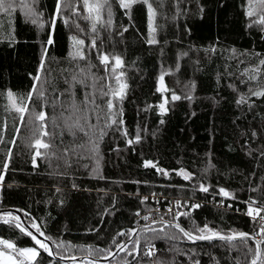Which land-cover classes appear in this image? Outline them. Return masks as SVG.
I'll use <instances>...</instances> for the list:
<instances>
[{
	"label": "trees",
	"instance_id": "16d2710c",
	"mask_svg": "<svg viewBox=\"0 0 264 264\" xmlns=\"http://www.w3.org/2000/svg\"><path fill=\"white\" fill-rule=\"evenodd\" d=\"M58 2L37 0L33 6L39 14L36 23L19 6L10 13L0 11V168L9 150L12 153L0 182V210H17L35 231L32 224L37 225L44 238H51L47 240L56 259L21 231L27 228L17 214L0 215V240L12 242L17 257L21 249L38 248L39 256L31 264H67L73 257H111L107 250H117L114 238L124 244L132 237L117 236L118 232L136 230L161 216L186 231L207 226L225 236L239 232L251 236L256 222L240 213L248 211L250 204L264 206V96L252 95L264 90V65L260 63L264 60V26L252 23L264 9L257 1V5L252 3L257 14L249 17V0H149L156 9L157 43L153 44L149 43L152 33L143 3L133 5L128 15L118 0H112L111 23L105 10L103 25L97 22L93 32V21L85 19L89 12L83 0H70L72 7L62 8L59 17ZM73 37L83 39L84 45H77ZM49 38L51 45L47 44ZM80 47L86 59H73ZM102 55L109 56L107 68L101 63ZM115 56L121 57L123 67L113 74ZM121 71V83L127 84L123 100L100 96L101 87L104 91L119 87L115 75ZM37 75L45 81L44 97L33 93L27 102L29 112L21 121L7 93L27 96ZM252 76L256 79H250ZM162 87L166 90L160 91ZM173 93L180 99L172 100ZM93 95L95 103L91 102ZM165 98L168 102L162 113L159 105ZM109 99L115 109L107 108ZM118 109L123 123L105 127V114ZM33 111L47 114L43 123L48 137L35 131L41 122L32 121ZM85 115L87 124L84 119L80 123L86 131L88 124L97 126L94 140L100 128L106 133L99 139L98 171L94 170L95 158H87L94 157L93 153L77 149L83 153L78 156L65 151L87 139L79 131L73 137L65 120ZM37 137L51 140L52 147L41 149L49 157H37L38 166H34L35 149L28 145ZM146 161L157 167H145ZM182 173L191 178L184 179ZM221 188L232 195L224 197ZM160 195L205 204L188 208L187 215L174 219L153 213L158 200L164 202ZM210 196L223 199L232 209L211 207L206 203ZM146 215L149 220L142 219ZM152 228L163 232L141 229L134 239L139 240V255L120 251L107 264H156L158 259L171 264H251L254 256V252L245 254L240 241L198 243L173 226ZM164 233L177 239H168ZM149 238L156 249L151 257L144 255ZM61 242L63 247H57ZM256 246L254 238L248 239V248ZM132 247L133 243L127 248Z\"/></svg>",
	"mask_w": 264,
	"mask_h": 264
},
{
	"label": "snow or ice",
	"instance_id": "6c2138e0",
	"mask_svg": "<svg viewBox=\"0 0 264 264\" xmlns=\"http://www.w3.org/2000/svg\"><path fill=\"white\" fill-rule=\"evenodd\" d=\"M36 2H37V0H0V11L10 13L11 11H14L17 6H19L23 10H25V15L31 16L32 22L36 23L37 19L39 18V14L35 11V9L33 7ZM118 3L120 5V7L127 10L126 14H128V15H131V9H132L133 5H135L137 3H143V4L147 5L149 21H150V32L152 33V38L149 40V43H153V44L157 43V40L155 39V33L157 31V28L155 26L156 9L153 7V4L151 2H149V0H118ZM257 3L259 4V6L262 9H264V0H257ZM83 6L89 12V16L85 17V19H91L93 21V24H92V31L93 32L97 31V27H96L97 22H99V23H101V25H103V23H104L103 12L105 10H107V14L109 17L107 22L109 24L111 23L112 0H83ZM71 7H72V4H71L70 0H59V2L56 5V15L58 17L61 16L62 8H71ZM247 14L249 17H253L257 14L256 11L252 7V0H249V11ZM64 22L67 23V20H65ZM252 23L258 24L260 26H264V13H262L259 16L258 20H253ZM262 30H264V29H262ZM73 40L75 41V43L77 45H80V46H83L85 43V41L83 39H78L76 37H73ZM52 43H53V40L51 38H49L47 40V44L51 45ZM92 46L95 47V39L92 41ZM72 58L73 59H77V58L78 59H86L83 48L82 47L77 48L73 52ZM114 60H115V66L111 68V72L113 74H115L117 72V69H120L123 67V60L121 59V57L115 56ZM101 63H103L105 65V67L107 68L109 66V56L102 55L101 56ZM260 63L262 65H264V60H261ZM40 70H41V72L44 71V64L43 63L40 66ZM81 71H83V69H81ZM123 76H124V73L122 71L119 72V75H115V79L117 81V84L119 85L118 88H109V91H104L103 87H101L100 89H98L99 95L102 97L111 95L112 97L118 98L120 101H122L124 96L126 95L125 89L127 88L126 83H121V78ZM73 79H75V77H73ZM96 79L103 80L104 77H98ZM163 79H164L163 76H161V83L162 84H163ZM250 79H256V77L252 76V77H250ZM34 80L36 83L34 84L32 90L28 93L27 96L21 95V96L17 97L16 94H14L11 91H9L7 93L11 107L13 109H15V111L19 115L21 121H23V119H24V114L29 112V109L27 107V102L32 99L33 93H36L37 96L40 98L44 97L43 83L45 81L42 80V77L40 75L35 76ZM94 87H95V85H94ZM165 90L166 89L163 87L160 89V91H165ZM0 94H2V93H0ZM252 95L264 96V90L252 92ZM171 99L172 100H179L180 96L173 93ZM241 99H243V98H241ZM91 102L95 103V95H93V99ZM167 102H168V99L165 98L164 102L159 105L162 113L164 111H166L165 104ZM73 107H75V106H73ZM116 107L117 106L113 103V101L111 99H109L107 101V108L108 109L111 110V109H115ZM96 108L99 109L100 105H96ZM76 111H80V109L77 108ZM121 115H122V110H120V109L106 113L105 117H104L106 120L105 127H111L112 125L122 124L123 121L118 119V117H120ZM31 116H32L33 122H37V121L41 122L40 128L36 129L35 131H42V136L48 137L49 132L44 130V129H46V125L43 123L47 118V114L44 111H39V112L33 111L31 113ZM96 118H97V122L99 123V121L102 119L99 112L97 113ZM81 119H84L85 123L87 124V119H88L87 115H85L83 117L77 116L74 121L72 119V116H69L65 120V128H66V130H68L70 132V134L73 137H75L76 132L79 131V132H82L84 134V137H87V139L84 140V142H82V143L76 144L75 147L72 149H65V151L67 152L70 150L73 152L74 155H78V156H82L83 153H78L76 151L77 149H84L85 152L93 153L94 157L89 156L87 158H89V159L95 158L96 165H95L94 170L98 171L100 168V160H101V157L99 154V139H102V137L106 133L104 131V128H100L99 129V137L94 140L93 135L95 134V130H96L97 126L88 124L87 127H88L89 131H86L85 130V124L80 123ZM108 119H110V121H111L110 124L107 123ZM69 121H72V122L69 123ZM161 123H163V121H161ZM62 134L63 133H61V135ZM126 134L127 133H125V135ZM139 139H140V137H139V135H137L136 141L138 142ZM0 142H2V140H0ZM128 143H133V141L129 140ZM89 145H91L90 148H89ZM28 146L30 148L35 149V153L32 156V163L34 166H38V165H36L37 157H41V158H48L49 157L48 151L42 152L41 149L48 150L52 147V144H51V140L45 141L42 137H37V138H35L34 142L30 143ZM51 155L55 156L56 154L51 153ZM11 158H12V153H11V150H9V152L6 155L5 161L3 162V167L0 168V182L4 181V178H5L4 174L8 170L9 163L11 162ZM56 158L57 159H63V157H56ZM65 164L68 165L67 160H65ZM145 167L156 168L157 166L152 161H146ZM157 171L163 172L164 170L157 168ZM182 174L184 176V179H190L191 178L190 174H188V173H182ZM0 186H2V183H0ZM202 191L207 192L208 188L202 187ZM219 191H220V194L223 195L224 197H229L232 195L230 192L226 191L223 188H221ZM145 199H147V198H145ZM253 203H255V202H253ZM194 207L199 208L200 205L196 204V205H194ZM168 211L171 212L172 210L168 209ZM261 212H264V206L252 207L251 204L249 205L247 215L250 217H253V219H256L257 217H259L260 229H259V232L257 233V235L264 234V215H261ZM8 215L11 216L12 214L9 213ZM25 215H28V213H25ZM137 215H139V213H137ZM180 215H187V214L186 213L176 214L174 216V219H178V216H180ZM14 219L18 220L19 217H14ZM142 219L149 220L150 216H148V215L143 216ZM5 222L7 223V221H5ZM153 223H162V224H165V226H173V227L179 229V231L183 234L184 237L188 238L189 240H191L193 242H195L196 240H209V241H211L214 239H220V240H224V241H235V240L239 239L240 243L243 244L244 248L247 250L245 253L246 255H247V253L254 252V256H253V259L251 260V264H258V261L260 262V264H264V261L260 260L261 255L264 254V249H261L260 245H261V243H264V241H257L256 242L257 246L255 249L248 248L247 247V241H248V239L252 238V237H250L249 233L239 232V233H233L231 236H225V235H222L221 233H219L218 231H214L213 229L205 226L203 228H196L194 231L199 232V235H195L194 231H186L183 227H181V225L179 223L172 224L171 221H164L162 216H161L159 221L153 220ZM15 226L18 228L21 227L19 224H16ZM32 227L36 228V232L40 236H44V232L41 231V229L37 225H35L33 223ZM142 230L147 231V232H152V233H155L157 231L163 232L162 228L157 230L155 228H152L151 225L143 226ZM21 231L25 232L29 237H31L35 241V244L39 245V247L41 249H43L45 252H47L49 256H51L53 254L49 245L44 243L42 240L38 239L37 236L34 235L32 232L27 231V229H25V228H21ZM135 234H136V230L129 229L127 233L124 231L118 232L117 236H125V235L134 236ZM164 237H167L168 239H177L176 236H168L167 233H164ZM152 238H159V237H152ZM152 238H149V240L147 242V249H146V251H144V255H147L149 257L156 255L155 245H153L151 243ZM45 239H51V238L45 237ZM53 243H55V241H53ZM112 243L116 245L118 250L127 252V254L129 256H132L134 254L135 255L140 254L141 250L139 248V240L133 241V247L130 251L128 250V248L126 247L125 244H123V243L118 244L115 238L113 239ZM0 244H3L6 248L15 250V245L10 243L7 240H0ZM57 247H63V242L58 244ZM107 251L111 255H115V253H113L111 251V249H108ZM19 255L21 257H27L28 259L35 260V258L37 256H39V252L37 251V249L35 247L25 248V249L19 250ZM73 259H74V257H73ZM0 262H2V264H24L23 260H17L13 256L8 255L3 251H0ZM126 264H131V262L126 261ZM156 264H171V262H165L163 260L158 259L156 261ZM197 264H198V262H197Z\"/></svg>",
	"mask_w": 264,
	"mask_h": 264
},
{
	"label": "built area",
	"instance_id": "2783aa9c",
	"mask_svg": "<svg viewBox=\"0 0 264 264\" xmlns=\"http://www.w3.org/2000/svg\"><path fill=\"white\" fill-rule=\"evenodd\" d=\"M147 198V196L145 197ZM152 198H156L155 196H152ZM160 199H163L164 202L160 203L161 200H158V205L157 208L153 211V213L156 214H163L164 216H175L176 214L179 213H185V211L188 208H193L194 205L199 204L200 206L205 204L204 201L202 200H194L191 198L187 197H166V196H159ZM208 205L215 209H220V210H230L232 209L230 205H226V202L223 199H218L215 196H210L208 200L206 201ZM168 209H171L172 211L169 212ZM247 210H242L241 215H247ZM261 215L262 214L261 212ZM253 221L256 222V226L254 230L251 233V237H253L256 241H264V234L257 235L260 229V222H259V217L256 219H253ZM67 264H99V263H89V262H82L79 260H73L68 262Z\"/></svg>",
	"mask_w": 264,
	"mask_h": 264
},
{
	"label": "water",
	"instance_id": "95a60500",
	"mask_svg": "<svg viewBox=\"0 0 264 264\" xmlns=\"http://www.w3.org/2000/svg\"><path fill=\"white\" fill-rule=\"evenodd\" d=\"M3 213H13V214H17L19 217H20V220H21V222L23 223V225L30 231V232H32L34 235H36L37 236V238L38 239H40V240H42L44 243H46V244H48L49 245V247H50V249H51V251H52V255H51V257L53 258V259H56V255H55V252H54V250H53V246H52V244H51V242L50 241H48L47 239H45L43 236H40L33 228H31L27 223H26V221H25V218L23 217V215L21 214V213H19L17 210H14V209H1L0 210V215L1 214H3ZM159 224H162V223H150V224H147V225H151V227L152 226H154V225H159ZM143 226H145V225H142V226H140V227H138L137 229H136V234L134 235V236H132L127 242H125L124 244L126 245V247H128V246H130L132 243H133V241H134V239H135V237H136V235L138 234V232L141 230V229H143ZM251 237V236H250ZM250 239H253V238H250ZM214 240H218V241H224V240H220V239H214ZM212 241V240H211ZM236 241H239V239H237V240H235V241H227V242H236ZM195 242H198V243H203V242H209V240H196ZM257 242V241H256ZM260 248L262 249V244L260 245ZM120 251L121 250H116L114 253H115V255H112L111 257H109V258H106V259H100V258H79V259H75V260H79V261H82V262H89V263H99V264H107V263H109V262H111V261H113L116 257H117V255L120 253ZM74 259H71V260H66V262L68 263V262H70V261H73ZM260 260H261V257H260ZM258 263H259V261H258Z\"/></svg>",
	"mask_w": 264,
	"mask_h": 264
},
{
	"label": "rangeland",
	"instance_id": "374dc122",
	"mask_svg": "<svg viewBox=\"0 0 264 264\" xmlns=\"http://www.w3.org/2000/svg\"><path fill=\"white\" fill-rule=\"evenodd\" d=\"M256 1H257V0H252V3L255 4V5H257ZM9 242H10V241H9ZM10 243H12V242H10ZM12 244H13V243H12ZM3 247L6 248L3 244H0V251H3V252H5V253L8 254V255L13 256V257L16 258L17 260H23V261H24V264H31L32 262L35 261V260L28 259L27 257H21V256L19 255V252H18L19 257H17V256H15V255L12 253V251H14V249L6 248V249L9 250V251H7V250L3 249ZM36 249H37V251L39 252V249H38V248H36ZM36 258H37V257H36ZM36 258H35V259H36ZM0 264H2V262H0Z\"/></svg>",
	"mask_w": 264,
	"mask_h": 264
}]
</instances>
